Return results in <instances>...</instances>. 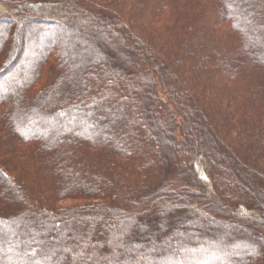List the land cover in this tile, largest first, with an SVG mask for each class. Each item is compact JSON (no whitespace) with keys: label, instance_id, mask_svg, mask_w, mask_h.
Returning a JSON list of instances; mask_svg holds the SVG:
<instances>
[{"label":"trees","instance_id":"1","mask_svg":"<svg viewBox=\"0 0 264 264\" xmlns=\"http://www.w3.org/2000/svg\"><path fill=\"white\" fill-rule=\"evenodd\" d=\"M52 1L0 0V84L17 71L0 90V264H264L246 230L264 231L252 212L264 195L241 194L264 181V0ZM102 47L127 67H108ZM207 111L217 128L198 136L192 114ZM214 153L242 179L217 164L215 189H193L186 157ZM182 193H206L233 223L195 203L168 239L127 238Z\"/></svg>","mask_w":264,"mask_h":264},{"label":"rangeland","instance_id":"2","mask_svg":"<svg viewBox=\"0 0 264 264\" xmlns=\"http://www.w3.org/2000/svg\"><path fill=\"white\" fill-rule=\"evenodd\" d=\"M57 3H59V2H57V0H53L51 2V4H54V5H56ZM14 19L16 20L15 17H14ZM31 19L32 18H30V21H31ZM15 20H13L12 23H15ZM17 22H19V21L17 20ZM12 23H9V25ZM67 23H70V21H68ZM6 24L7 23H3L0 21V28L6 27ZM44 29H48V28H44ZM51 29L53 31H57L58 28H56V26H55ZM80 29L82 30L81 31L82 34L90 35L93 39H96V30L93 27H91L89 29H85V27H81ZM48 31H50V30H48ZM51 34L53 35V33H51ZM58 38L64 41L65 34L58 36ZM29 46H31V45L29 44ZM29 46L27 49H29ZM46 46H47V42H44L41 48H44ZM26 47H27V44L25 43V46H23L21 48L24 49ZM32 47H35V46L33 45ZM100 50H101V53L102 52L105 53L104 55L106 56V59H107L106 62L108 64V67H110L112 63L116 64L117 66H119L120 68H123V69L127 67L126 65L123 64V62L121 61V58L119 59V58L114 56V53L110 50L109 47H102V49H100ZM87 52H88L87 53L88 57H91L94 54V52H92L91 50H87ZM7 55L8 54L6 53V55L3 56L2 60L6 59V61L4 62V64H2V66L5 65V63L7 62V58H9ZM14 55L15 54H13V56ZM14 57L11 58L10 60L12 61L14 59ZM27 58L28 57L24 56L25 60H27ZM11 64L12 63H10L8 66H10ZM24 65L22 64L21 67L23 68ZM16 75H17V71L15 72V70L14 71L12 70L8 74V76L4 80H2V83L0 84V90H3V88H5V86L8 85V79L9 78H12ZM138 95H139V98L142 97V95L140 93ZM142 100H143V104H144V101H146L147 98L143 97L141 99V101ZM150 103H148L147 106H149ZM156 114H157V110H155V109L153 110V114H150V113L146 114L145 113V118L147 116L146 121H150V119L153 118V115L155 116ZM206 114H207L206 117H202L203 120H200L198 118V116L195 115V113L192 114L193 115V123L196 127V134L198 136H200V132L208 134V133L214 131L213 128H217V125H215V123L211 119V117H213V114H210L208 111L206 112ZM148 116H150L151 118H148ZM207 128H208V130H207ZM213 147L215 148V144L213 145ZM188 149L189 148L185 144L181 147L180 151L185 153ZM187 153H188V151H187ZM223 156H224V154H223ZM253 157H254L253 154L251 156H248L246 158V163L250 164ZM169 159H170L172 169L178 170V166H181L183 164V162L181 160V156L177 152L175 154H172V156ZM186 159H187V163H185L186 165H184V167H185V170H187L188 176L191 177V186H193V189L195 188L196 190H198L197 186H201V188L205 191H207L209 189H213V188L215 189V183H212V185H210V183L207 182V180H206V178H207L206 175L210 176L211 173L215 172L214 169H215L217 164L222 165L221 173L227 172L228 174H231L232 176H234V178L237 181H238V178L242 179V174L244 173L243 168L240 165V167L238 166L239 171L237 172V176L233 175L230 167L225 164L227 161V158L225 156L224 157L219 156L218 153H214L213 157H211V155H209L208 160L203 159V156H199L196 158L194 156H187ZM213 160L215 162L210 164V162H212ZM166 161L167 160L165 157L164 163H166ZM236 162L239 164L238 161H236ZM196 164L198 165V169H197ZM211 168H213V170H211ZM174 178H176V175L172 174L171 177L169 178L171 180L168 183L169 185H170V182L172 185L176 184V180H174ZM221 179L224 180L225 178L223 179L221 177ZM251 179H252V181L255 182V184H252V182H250V180H248L245 183H241V194L244 196L245 199H247L246 201H249L250 203H251V194L253 191H257L259 189V191H261L262 194L264 195V181L260 178L251 177ZM227 189H228V186H227V183H225V182H222L218 186L219 193H221V195H222L221 197L223 198V200H225V202L232 203V201L228 200L227 194H225L227 192ZM235 191L239 192L240 189L238 191V189L235 188ZM159 194H161L160 191H159ZM148 200H150V198ZM169 201H170L169 202L170 205L174 204V203L176 205H174L172 208H169L170 207L169 204H163L162 205L161 203H159V205L157 207L156 214L153 213L154 212V208H153L150 212H147L146 218L137 219V221H136L137 224L134 223L128 228L129 231L126 234L127 238H131L130 236H132V235L134 237L138 238V236L141 237L142 236L141 233H143L144 235L146 234V238H148L147 240H149L151 238H153V239L155 238V240L157 239V240H161V241L168 239L170 234L173 233L174 228H175V230H177V229L182 230V228L185 227V225H186L185 223L187 221L194 220L196 218L195 212L194 213L190 212V207H191L190 205H194L195 203H197L199 206H201L200 210H202L204 212H208V213L210 211L214 212L215 216H220L222 218L229 220V223H233V218H231V214H230L231 209L228 210L227 208L218 207L213 201H211L207 197L206 193H204V195H197V196L190 195L188 193H182L181 195H179L177 197V200H176V196H172ZM144 203H146V202H144ZM67 205H71V204L69 202H67ZM234 205H235L234 208L236 211H240L242 209L240 204L239 205L234 204ZM256 210H260L261 213H264L263 212L264 206H260V207L255 206V207H253L252 212H255ZM259 218L262 220L264 219V217H259ZM161 219L166 220V223L164 225L159 224V221ZM246 230L249 232L250 236H252L254 238V241L258 242V241L264 240V231L257 224H254V223L248 224V227L246 228ZM136 231H139V233H136ZM233 237L236 238V236H233ZM139 242H142L141 244H143L144 241H142L140 238ZM258 252L263 253V255H264V248L259 247ZM114 254H115V251H114ZM263 259H264V256H263ZM240 263H242V261H240Z\"/></svg>","mask_w":264,"mask_h":264}]
</instances>
